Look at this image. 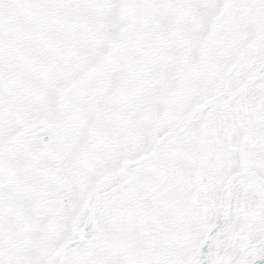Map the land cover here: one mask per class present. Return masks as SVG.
Returning <instances> with one entry per match:
<instances>
[{
  "label": "snow or ice",
  "instance_id": "1",
  "mask_svg": "<svg viewBox=\"0 0 264 264\" xmlns=\"http://www.w3.org/2000/svg\"><path fill=\"white\" fill-rule=\"evenodd\" d=\"M0 264H264V0H0Z\"/></svg>",
  "mask_w": 264,
  "mask_h": 264
}]
</instances>
